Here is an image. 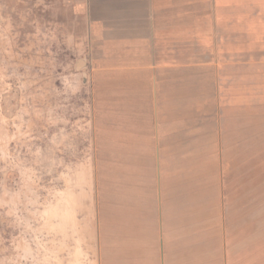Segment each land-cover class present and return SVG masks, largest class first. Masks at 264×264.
<instances>
[{"label":"crops","instance_id":"obj_1","mask_svg":"<svg viewBox=\"0 0 264 264\" xmlns=\"http://www.w3.org/2000/svg\"><path fill=\"white\" fill-rule=\"evenodd\" d=\"M61 2L115 150L97 264H264V0Z\"/></svg>","mask_w":264,"mask_h":264},{"label":"rangeland","instance_id":"obj_2","mask_svg":"<svg viewBox=\"0 0 264 264\" xmlns=\"http://www.w3.org/2000/svg\"><path fill=\"white\" fill-rule=\"evenodd\" d=\"M87 39L61 0H0V264H97L115 150L96 147L90 68L76 69Z\"/></svg>","mask_w":264,"mask_h":264},{"label":"water","instance_id":"obj_3","mask_svg":"<svg viewBox=\"0 0 264 264\" xmlns=\"http://www.w3.org/2000/svg\"><path fill=\"white\" fill-rule=\"evenodd\" d=\"M87 67V60L86 58H81L78 60L77 65H76V69L81 71L84 70ZM85 77V74H84Z\"/></svg>","mask_w":264,"mask_h":264}]
</instances>
